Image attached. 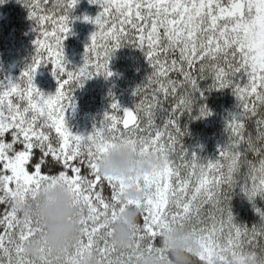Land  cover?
I'll return each mask as SVG.
<instances>
[{
  "label": "snow or ice",
  "instance_id": "1",
  "mask_svg": "<svg viewBox=\"0 0 264 264\" xmlns=\"http://www.w3.org/2000/svg\"><path fill=\"white\" fill-rule=\"evenodd\" d=\"M88 2L100 11L83 17L95 30L83 65L72 71L63 45L79 0H17L36 34L35 55L16 80L0 79V264H33L25 245L43 227L16 204L28 205L57 182L71 192L79 223L61 264H81L86 253L98 264H140L145 253L164 258L161 237L173 225L190 229L196 264H251L257 253L264 264V210L254 203L258 196L264 200V0ZM123 47L140 50L152 70L133 90L143 98L128 109L113 97L111 111L90 133L74 134L66 122L76 107L71 92L94 77L110 78V61ZM49 65L57 89L46 96L34 81ZM209 79L206 91L231 89L236 110L224 122L226 142L204 159L181 143L187 130L180 118L196 107L197 118L211 115L197 105V94L204 98L200 81ZM253 120L255 134L247 131ZM118 145H131L140 156L158 153L162 162L127 181L101 175L100 159ZM128 186L147 192L138 201L124 200ZM238 186L259 217L251 227L237 223L231 211ZM137 205L143 211L136 234L118 249L111 227ZM41 264H54L43 248Z\"/></svg>",
  "mask_w": 264,
  "mask_h": 264
},
{
  "label": "trees",
  "instance_id": "2",
  "mask_svg": "<svg viewBox=\"0 0 264 264\" xmlns=\"http://www.w3.org/2000/svg\"><path fill=\"white\" fill-rule=\"evenodd\" d=\"M99 11L100 9L96 5L89 4L88 0H79L78 6L71 14L72 34L68 36L63 45L69 70L74 71L83 65L85 47L89 44V38L95 30L94 25L84 22L83 17L94 18ZM32 27L26 8L17 3V0H5L3 4H0V79L7 74L16 80L31 64L35 55L33 41L36 38ZM109 68L113 73L110 78L94 77L85 81L83 88H77L71 92L77 96H85L86 101L89 100L92 104L94 101L93 105L98 107L101 114L111 111L110 105L113 97L119 102L121 108H133L135 102L138 103L143 98L134 97L133 90L145 82L152 71L143 53L132 47L119 49L112 57ZM35 78L34 82L38 83L40 88H45L48 92L57 89V82L51 74L50 65L40 67ZM173 78L177 77L173 74ZM210 84V79L200 81V88L204 90V98L201 100L197 94V105H206L211 115L197 118L199 111L196 107L190 115L185 113L180 118L182 128L187 130V134L180 138L181 143L189 151L196 150L204 159L213 158L218 147L226 142L228 134L224 131V122L228 114L236 110V100L232 95V90L208 92L206 89ZM147 94H151L150 90ZM159 123L157 120V124ZM247 131L255 134L254 120L248 123ZM248 159L254 161L256 158L249 153ZM245 171V168L241 169V172ZM254 203L257 208L264 210V200L259 196ZM230 207L237 223L249 227L259 223V217L253 204L248 201L239 186L232 193Z\"/></svg>",
  "mask_w": 264,
  "mask_h": 264
},
{
  "label": "clouds",
  "instance_id": "3",
  "mask_svg": "<svg viewBox=\"0 0 264 264\" xmlns=\"http://www.w3.org/2000/svg\"><path fill=\"white\" fill-rule=\"evenodd\" d=\"M162 162L158 153L148 156L138 155L131 145H118L104 155L99 162V172L103 176L129 177L143 176L153 171ZM147 192L146 188L137 190L128 186L123 199L140 200ZM16 210L22 215L37 217L43 227V233L25 245V254L33 264H41V249H46L54 264H61L66 246L78 236V208L74 206L71 192L62 183L44 187L36 199L28 205L17 202ZM143 209L133 206L125 209L111 227V243L116 248L130 244L136 234ZM159 253H145L140 264H196L194 253L198 245L189 228L173 225L161 237ZM189 249L191 252H189ZM257 259L251 264H258ZM81 264H98L95 254L86 253Z\"/></svg>",
  "mask_w": 264,
  "mask_h": 264
},
{
  "label": "rangeland",
  "instance_id": "4",
  "mask_svg": "<svg viewBox=\"0 0 264 264\" xmlns=\"http://www.w3.org/2000/svg\"><path fill=\"white\" fill-rule=\"evenodd\" d=\"M5 77L9 76L5 74ZM35 85L46 96L55 94L56 90L48 92L47 89L40 88L38 83L36 84L35 82ZM86 99L87 98L85 96L74 95V102L76 105L75 111H69L66 114L67 126L72 130L74 134L86 135L90 133L93 129V125L98 124L105 114V112H102L101 114L98 107H95L93 105L95 103L94 101H92V104L89 100L86 101Z\"/></svg>",
  "mask_w": 264,
  "mask_h": 264
}]
</instances>
